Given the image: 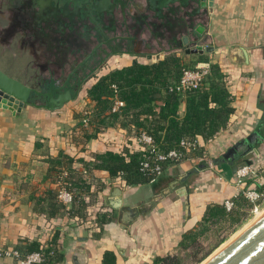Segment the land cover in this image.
I'll list each match as a JSON object with an SVG mask.
<instances>
[{"label":"crops","instance_id":"crops-1","mask_svg":"<svg viewBox=\"0 0 264 264\" xmlns=\"http://www.w3.org/2000/svg\"><path fill=\"white\" fill-rule=\"evenodd\" d=\"M102 1L106 6L103 21L94 19L96 28L87 34L90 39L103 36L111 51L103 68L80 84L79 90L91 79L94 82L87 89L102 76L137 63L152 66L170 56L179 58L184 66L208 60L222 74L221 83L235 113L213 138L200 139L203 152L218 160L257 133L264 138V0H207L205 8H201V0ZM197 27L203 28L200 37L194 34ZM19 31L24 35L23 44L33 50L28 43L33 34ZM198 46L203 51H198ZM232 46L246 49L248 63L241 55L236 62L230 60ZM6 66L16 71L11 59ZM79 73L80 69L75 72L80 77ZM166 79L168 85L176 82L170 76ZM163 88L159 79L152 86V90L162 89L157 95L156 114L166 107ZM113 97L100 103L76 96L57 111L29 105L13 113L0 103V264H18L2 255L3 250L37 251L51 240L57 256L50 264H77L79 250L86 253L83 264H157L158 258L183 249L187 232L201 227L208 207L238 194L235 173L227 163L199 169L193 162H185L170 169L158 183L132 187L122 186L119 180L111 185L110 172L99 169L93 176L106 186L97 196L89 193L95 197H87V206L76 204L72 217L66 214L59 208L58 184L78 161L109 152H136L124 129L133 120L124 109L121 114L111 112ZM89 107L94 111V127L84 133L83 111ZM141 110L133 109L131 114ZM187 114L188 103L183 100L177 119L182 122ZM156 119L160 121V117ZM259 153V160H264V149ZM191 172L186 183L129 225L121 221V211L106 204L114 189L123 191L131 207L149 203ZM99 213L103 216L100 226L96 223Z\"/></svg>","mask_w":264,"mask_h":264},{"label":"trees","instance_id":"trees-1","mask_svg":"<svg viewBox=\"0 0 264 264\" xmlns=\"http://www.w3.org/2000/svg\"><path fill=\"white\" fill-rule=\"evenodd\" d=\"M184 67L186 66L181 63L179 58L170 56L166 60L152 66L137 63L130 67L114 70L99 78L93 86L88 88L85 98L87 97L92 101L104 103V99L108 100L115 95L112 86L116 85L119 90L120 98L126 103L124 110L127 116L131 117L133 120L131 125L124 128L126 134L129 135L131 139V133L133 131L139 132L141 130H146L153 135L158 144L166 150L179 147L180 142L184 138L208 141L213 138L222 127L224 128L227 126L230 117L235 113V109L231 106L229 94L222 86L221 82L223 76L215 65L213 66V75L203 90L189 92L185 98L177 92H171L170 87H172L174 83L168 85L166 83V78L170 76L173 77L176 82H179L183 75ZM158 79L167 95L164 100L166 107L162 108L160 113L156 114L154 109L157 102V95L161 94L162 89L159 91L152 90V86L155 82H158ZM183 100L188 103V114L181 122L177 119V114L178 107ZM137 108L142 110L139 111V113L135 111L136 113L131 114L132 110ZM156 117H160V121L157 120ZM113 118L116 120L117 116ZM163 121L167 122L166 126L161 125ZM259 149H264V139H257L252 149L245 147L246 152L244 154H239V157L236 159L230 158L224 160L223 163L221 161L215 162V166L220 167L222 164L227 163L230 165L238 164L239 167H241L248 165L247 162H251L250 166L254 168L255 175L245 180L244 188L255 189L264 194V168L262 166L257 167L260 155ZM209 158L210 157L207 156L205 151L203 152L200 147L192 154L191 162L199 169H204L211 167L210 163L213 162L214 159L210 161ZM78 164H75L76 168H72V173H70L68 177H64L65 179H61L58 184V201L61 189H66L74 195V203L71 207L66 208L62 203L59 204V208H61V210L64 209L63 211L66 212V214L68 213L71 217L74 215L76 204L87 206V197L92 198L97 196L98 192L106 186L105 184L104 186L100 185V183L95 180L93 174L96 170L105 169L109 171L112 177L111 185H115L119 180L121 181V185L125 187H132L145 183H158L160 178L167 173H171L169 169L155 182H151L150 177L140 172V154L137 152H109L106 155L94 156L89 161H78ZM73 170H75L74 173ZM230 171L233 170L231 169ZM90 192H93L95 196L89 194ZM245 202L243 196L239 195L236 200V209L231 213L226 211L224 203L214 204L208 207L204 221H226L230 218L232 224H236L241 219L240 211L242 209V204H245ZM234 215H238V217H234ZM98 218L96 223L100 226L103 216L99 213ZM196 228L197 227H194L192 231L187 232V239L194 235V232L197 230ZM187 239L182 244L184 249L189 247ZM53 244L54 240H51L46 246L37 249V251H18L22 254L43 252L48 256L47 261L43 264H50L53 263V260L57 256L56 251L54 252L52 249ZM52 251L55 253L53 256L50 255ZM109 257L110 254H108L106 258ZM157 264H182V261L179 257L167 256L158 258Z\"/></svg>","mask_w":264,"mask_h":264},{"label":"flooded vegetation","instance_id":"flooded-vegetation-1","mask_svg":"<svg viewBox=\"0 0 264 264\" xmlns=\"http://www.w3.org/2000/svg\"><path fill=\"white\" fill-rule=\"evenodd\" d=\"M80 1L83 2L82 5ZM20 2L21 0L16 2L12 11L8 35L12 37L21 29L26 35L31 32L33 35L28 43L33 50H37L41 44L47 45V65H55L64 71L71 70V75L80 69V77L76 78L75 83L71 84L70 79L66 81L67 85H73L69 88L66 85L62 90H54L51 88L55 87L51 86L49 91L42 93L32 87L36 91L32 95V101L48 105L52 95L57 97L67 90H78V86L90 75L103 68L111 50L103 36L90 39L87 32L96 28L92 23L94 19L103 21L106 6L102 0H55L53 7L46 4L45 0H35L39 9H34L32 0ZM245 152V147L237 148L229 157L236 159ZM219 160L224 162L222 158Z\"/></svg>","mask_w":264,"mask_h":264},{"label":"rangeland","instance_id":"rangeland-1","mask_svg":"<svg viewBox=\"0 0 264 264\" xmlns=\"http://www.w3.org/2000/svg\"><path fill=\"white\" fill-rule=\"evenodd\" d=\"M23 1L24 0H21L20 3H23ZM16 2H18V0H0V68L8 69V73L10 75L13 77H18V79H21L22 82L33 88L39 89V91L42 93L49 91L51 86L55 87L51 88L54 90H57V88L58 90L64 89V86L67 85L66 81L69 79L71 80V84L75 83L76 78H78V74L71 75V70L64 71L63 69L61 73L60 69L55 65H47L46 61L47 58H49V54L47 53L46 44H41V47H39L37 50H30L29 48L27 49L28 46L23 44L25 43L24 41H21L23 40L22 38H24V35L19 30L17 34L11 35L14 37L13 39H15L14 41L11 40L7 30L11 25L10 17L12 15L13 9L15 8ZM32 2L33 8L37 9L38 6L35 0H32ZM20 45L23 47H20ZM9 59H11L16 71H12L6 66V63H8ZM3 61L7 62L4 64ZM70 69L72 68L70 67ZM92 81V79L87 81L89 83H87V85L85 84L81 90L76 89L73 90V92L80 98H83L85 96L88 84H90ZM71 84H68L67 87H70ZM35 103L38 105H45L43 102ZM212 158L213 157H210L209 160L211 161ZM210 164L215 166V163L213 162ZM260 166H263L264 168L263 157L258 162L257 167ZM240 214L241 219L236 224H232V220L230 218H228L226 221H204L201 227H199L194 232V235L187 239V244L189 247L179 250L173 256L179 257V259L182 261V264L207 263L209 258L212 260L215 257L213 254H216V252L220 253L222 247H227L230 242L237 238L242 232L251 226L255 220L257 221L262 216V214H264V204H262L259 209L255 210L246 201L245 204H242ZM234 217H238V215H234Z\"/></svg>","mask_w":264,"mask_h":264},{"label":"water","instance_id":"water-1","mask_svg":"<svg viewBox=\"0 0 264 264\" xmlns=\"http://www.w3.org/2000/svg\"><path fill=\"white\" fill-rule=\"evenodd\" d=\"M61 1V0H59ZM121 1V0H117ZM207 0L199 1L201 8L207 7ZM55 0H45V3L53 7ZM82 5V1L79 2ZM86 4H89L86 2ZM58 8V7H57ZM100 22L99 19H96ZM98 31L102 32V29L98 27ZM203 32V28H196L194 34L200 37V33ZM188 41V40H185ZM197 46V45H196ZM198 51H203L202 46H198ZM213 49V48H209ZM211 51V50H209ZM238 55H241L244 62L248 63L249 54L243 46H232L230 48V60L236 62ZM36 93L32 87L22 82L19 79L10 76L8 73L0 69V103H3V108L13 113L21 112L25 106H34L39 109H46L50 111L62 110L65 106L73 101L77 94H74L71 90H67L65 93L54 97L51 96L48 105H38L32 101V95ZM257 139L263 140V136L259 133L243 140L236 146H234L229 152L224 154V160L229 159L231 152L237 148L247 147L252 149ZM220 160H215L219 162ZM251 165V162H247ZM239 168L238 164L232 165V170L236 174ZM191 173L185 176L179 177L172 182L161 195L156 196L151 202L143 204L141 206L131 207L127 204L123 191L121 189H114L110 198L106 200L108 207L121 211V221L129 225L140 216L148 215L152 212L160 201L166 198L173 190H176L182 183H186L190 178ZM78 257L75 258L77 264H83L86 262V253L79 250ZM79 256H84L80 258ZM208 264H264V214L249 226L244 232H242L236 239H234L225 249H223L218 255H216Z\"/></svg>","mask_w":264,"mask_h":264},{"label":"built area","instance_id":"built-area-1","mask_svg":"<svg viewBox=\"0 0 264 264\" xmlns=\"http://www.w3.org/2000/svg\"><path fill=\"white\" fill-rule=\"evenodd\" d=\"M213 75V63L210 61L200 62L193 66H186L183 69V75L179 82H175L170 87L171 92H177L182 97H186L189 92L200 91L205 88L209 79ZM112 88L115 91L113 97L114 106L111 110L113 114H121L125 109L126 103L120 98L119 90L116 85ZM93 108L89 107L83 111L82 126L83 132H88L94 127ZM132 143L135 151L140 154V172L151 178V182H155L163 176L169 169L179 166L185 162L191 161V156L201 146L198 139L184 138L179 147L166 150L161 147L153 135L146 130L139 132L133 131ZM255 175V170L250 165L241 166L236 172V187L238 194L224 202L225 209L228 213L236 209V200L242 195L253 209H259L264 204V194L255 189H245V180ZM59 201L65 207L69 208L74 203V195L72 192L61 189L59 192ZM55 252V251H54ZM50 253L53 256L55 253ZM5 257L16 259L18 264H43L47 261L48 256L43 252H34L22 254L18 250H3L1 252Z\"/></svg>","mask_w":264,"mask_h":264},{"label":"bare ground","instance_id":"bare-ground-1","mask_svg":"<svg viewBox=\"0 0 264 264\" xmlns=\"http://www.w3.org/2000/svg\"><path fill=\"white\" fill-rule=\"evenodd\" d=\"M262 215H263V214H262ZM255 221H256V220H255ZM255 221H254V222H255ZM243 231H244V230H243ZM240 233H241V232H240ZM235 239H236V238H235ZM230 241H231V240H230ZM230 243H231V242H230ZM227 244H228V243H227ZM225 247H226V246L222 247V250H223ZM220 250H221V249H220ZM222 250H221V251H222ZM218 253H219V252H218ZM218 253L216 252V254H213V256H216ZM210 259H211V258H209V261H207V260H208V259H207V260H206L207 263H204V264H208V263L211 261ZM206 261H205V262H206Z\"/></svg>","mask_w":264,"mask_h":264}]
</instances>
